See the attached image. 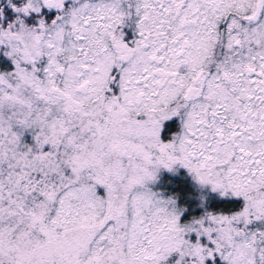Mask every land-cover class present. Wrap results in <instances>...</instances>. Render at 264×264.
<instances>
[{
	"label": "snow or ice",
	"instance_id": "snow-or-ice-1",
	"mask_svg": "<svg viewBox=\"0 0 264 264\" xmlns=\"http://www.w3.org/2000/svg\"><path fill=\"white\" fill-rule=\"evenodd\" d=\"M0 264H264V0H0Z\"/></svg>",
	"mask_w": 264,
	"mask_h": 264
}]
</instances>
